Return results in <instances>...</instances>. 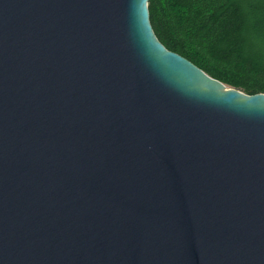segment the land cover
Returning <instances> with one entry per match:
<instances>
[{
  "label": "water",
  "instance_id": "obj_1",
  "mask_svg": "<svg viewBox=\"0 0 264 264\" xmlns=\"http://www.w3.org/2000/svg\"><path fill=\"white\" fill-rule=\"evenodd\" d=\"M0 264H264V93L148 0H0Z\"/></svg>",
  "mask_w": 264,
  "mask_h": 264
},
{
  "label": "trees",
  "instance_id": "obj_2",
  "mask_svg": "<svg viewBox=\"0 0 264 264\" xmlns=\"http://www.w3.org/2000/svg\"><path fill=\"white\" fill-rule=\"evenodd\" d=\"M148 12L167 49L228 85L264 93V0H148Z\"/></svg>",
  "mask_w": 264,
  "mask_h": 264
}]
</instances>
